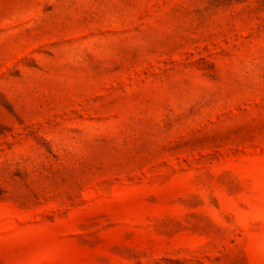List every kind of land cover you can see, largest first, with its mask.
<instances>
[{"label": "rangeland", "instance_id": "obj_1", "mask_svg": "<svg viewBox=\"0 0 264 264\" xmlns=\"http://www.w3.org/2000/svg\"><path fill=\"white\" fill-rule=\"evenodd\" d=\"M0 264H264V0H0Z\"/></svg>", "mask_w": 264, "mask_h": 264}]
</instances>
